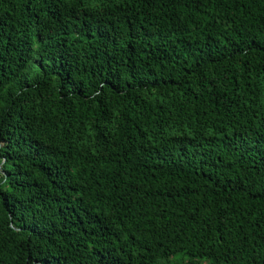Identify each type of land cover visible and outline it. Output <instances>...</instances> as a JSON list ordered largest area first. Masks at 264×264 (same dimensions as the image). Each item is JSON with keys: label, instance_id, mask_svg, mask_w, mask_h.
Here are the masks:
<instances>
[{"label": "trees", "instance_id": "1", "mask_svg": "<svg viewBox=\"0 0 264 264\" xmlns=\"http://www.w3.org/2000/svg\"><path fill=\"white\" fill-rule=\"evenodd\" d=\"M0 264H264V0H0Z\"/></svg>", "mask_w": 264, "mask_h": 264}]
</instances>
